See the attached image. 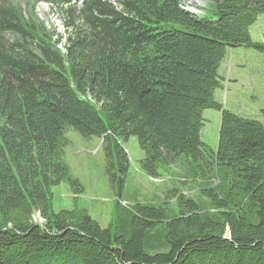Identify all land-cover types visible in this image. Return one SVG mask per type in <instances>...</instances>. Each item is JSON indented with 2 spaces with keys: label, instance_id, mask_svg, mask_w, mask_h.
I'll list each match as a JSON object with an SVG mask.
<instances>
[{
  "label": "trees",
  "instance_id": "16d2710c",
  "mask_svg": "<svg viewBox=\"0 0 264 264\" xmlns=\"http://www.w3.org/2000/svg\"><path fill=\"white\" fill-rule=\"evenodd\" d=\"M39 1L0 0V264H264V122L215 97L228 48L264 51L250 32L264 0L201 13L185 0H45L72 13L65 36ZM208 108L221 112L216 151L202 140ZM68 128L103 136L122 170V141L136 137L146 176L181 161L204 179L200 198L178 192L175 213L166 201L116 208L105 227L85 208L53 211L52 187L83 192Z\"/></svg>",
  "mask_w": 264,
  "mask_h": 264
},
{
  "label": "rangeland",
  "instance_id": "374dc122",
  "mask_svg": "<svg viewBox=\"0 0 264 264\" xmlns=\"http://www.w3.org/2000/svg\"><path fill=\"white\" fill-rule=\"evenodd\" d=\"M211 0H185L183 6L194 12L208 10ZM40 20L47 22L59 35H67L65 19L73 22L72 13L65 6L37 4ZM69 17V18H68ZM51 21V22H50ZM64 31L66 33H64ZM252 39L264 45V14L250 27ZM223 86L215 97L225 108L247 118L264 122V51L252 47L228 48V54L221 68ZM202 140L213 151L217 150L221 128V112L208 108L203 112ZM66 136L65 162L70 173L80 181L83 192L74 193L69 183L52 187L51 209L58 212L74 207L85 208L102 226H107L117 209L126 211L136 203L158 205L167 202L171 213L176 212L175 196L178 192L199 199L204 179L190 177L187 166L179 161L168 166L157 178L146 176L140 165L144 152L136 137L122 141L128 155L125 169L119 164L110 168L103 145V136L84 137L72 128ZM116 175V180L112 176ZM37 222L44 224L41 215Z\"/></svg>",
  "mask_w": 264,
  "mask_h": 264
},
{
  "label": "bare ground",
  "instance_id": "6f19581e",
  "mask_svg": "<svg viewBox=\"0 0 264 264\" xmlns=\"http://www.w3.org/2000/svg\"><path fill=\"white\" fill-rule=\"evenodd\" d=\"M184 8H186L187 10H190V9H188V8L185 7V6H184ZM193 12H194V11H193ZM50 22H51V21H50ZM45 26H46V25H45ZM53 32H54V31H53ZM63 44H64V43H63ZM62 49H63V48H62ZM38 215H41V214H39V212H38V214H36V216H35L36 219H37V216H38Z\"/></svg>",
  "mask_w": 264,
  "mask_h": 264
},
{
  "label": "crops",
  "instance_id": "0c3cea01",
  "mask_svg": "<svg viewBox=\"0 0 264 264\" xmlns=\"http://www.w3.org/2000/svg\"><path fill=\"white\" fill-rule=\"evenodd\" d=\"M222 67H223V64H222L221 68H222ZM221 68H220V69H221ZM220 71H221V70H220ZM221 76H222V73H221ZM222 78H224V77L222 76ZM223 81H224V79L222 80V83H223Z\"/></svg>",
  "mask_w": 264,
  "mask_h": 264
},
{
  "label": "water",
  "instance_id": "95a60500",
  "mask_svg": "<svg viewBox=\"0 0 264 264\" xmlns=\"http://www.w3.org/2000/svg\"><path fill=\"white\" fill-rule=\"evenodd\" d=\"M188 11H193V10H188Z\"/></svg>",
  "mask_w": 264,
  "mask_h": 264
}]
</instances>
